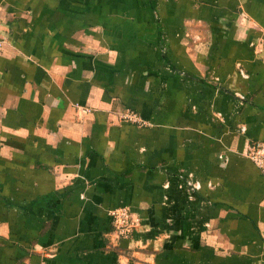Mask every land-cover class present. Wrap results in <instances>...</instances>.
Returning <instances> with one entry per match:
<instances>
[{
    "label": "crops",
    "instance_id": "1",
    "mask_svg": "<svg viewBox=\"0 0 264 264\" xmlns=\"http://www.w3.org/2000/svg\"><path fill=\"white\" fill-rule=\"evenodd\" d=\"M0 42V264H264V0H0Z\"/></svg>",
    "mask_w": 264,
    "mask_h": 264
},
{
    "label": "built area",
    "instance_id": "2",
    "mask_svg": "<svg viewBox=\"0 0 264 264\" xmlns=\"http://www.w3.org/2000/svg\"><path fill=\"white\" fill-rule=\"evenodd\" d=\"M245 154L264 174V141L250 144ZM188 184L191 188H198L196 183L189 181ZM109 215L113 230L118 236L130 235L141 223L138 215L126 206H118L109 210Z\"/></svg>",
    "mask_w": 264,
    "mask_h": 264
}]
</instances>
